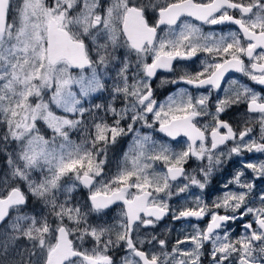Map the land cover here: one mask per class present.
<instances>
[{
  "label": "snow or ice",
  "instance_id": "6c2138e0",
  "mask_svg": "<svg viewBox=\"0 0 264 264\" xmlns=\"http://www.w3.org/2000/svg\"><path fill=\"white\" fill-rule=\"evenodd\" d=\"M13 3L0 0V123L6 126L0 141L17 143L19 151L15 159L8 154L10 179L0 181V256L7 257L0 264H114L108 252L120 243L127 253L121 264H201L208 244L210 264H264V189L253 195L255 181L264 179V161L244 163L211 205L202 196L190 201L193 207L182 205L179 210L168 203L193 187L206 188L222 164L221 146L228 142L234 145L229 158L264 153V95L237 80L226 81V74L235 71L264 86V0H155L147 5L110 0L107 7L103 0H19L15 8ZM149 10L156 14L155 23L147 19ZM228 25L238 30L204 31V26ZM120 48L125 50L123 58L115 54ZM201 53V71L162 83L182 82L207 94L193 96L185 87L156 100L151 81L158 71L171 72L174 61ZM110 65H118L112 99L122 97L123 107L108 103L86 108L88 97L106 89ZM225 82L224 98L216 100L212 111V94ZM240 103H246L249 114H257L259 137L252 136L251 127L237 132L220 119ZM101 109L111 114V124L94 114ZM86 116L91 117L89 124ZM206 117L211 121L200 124ZM137 125L176 143L184 137V146L177 151ZM81 128L77 143L71 134ZM130 134L128 150L109 175V147ZM191 158L207 160L199 169L203 180L186 172ZM158 162L165 170H156ZM248 170L251 180L244 179ZM33 172L41 174L38 180ZM66 177L72 183L62 184ZM181 179L185 183L173 191ZM78 185L89 190L87 212L79 205L66 206ZM229 185L238 190H229ZM61 194L64 202H58ZM30 196L51 209L54 224L47 216L38 220L23 212ZM257 200L259 206H252ZM117 202L123 210L116 223L88 224L89 214H105ZM11 212L17 215L11 217ZM169 214L173 221L195 218L208 223L203 229L194 225L171 251L167 240L155 235L133 238L138 229L154 228ZM246 216L252 219L232 240L231 224ZM73 236L80 241L90 237L95 247L81 250ZM21 239L31 247H19ZM184 244L190 247L184 249Z\"/></svg>",
  "mask_w": 264,
  "mask_h": 264
},
{
  "label": "flooded vegetation",
  "instance_id": "af4514ba",
  "mask_svg": "<svg viewBox=\"0 0 264 264\" xmlns=\"http://www.w3.org/2000/svg\"><path fill=\"white\" fill-rule=\"evenodd\" d=\"M137 2L147 5L149 3H154L155 0H137ZM244 2H247V0H244ZM108 3H110V0H103L104 7H107ZM232 14L239 16L238 12H233ZM147 19L149 20L150 23H155V20L157 19L156 14L153 11L149 10L147 12ZM210 30H215L217 32H221V31L227 32L230 30H238V28L232 25L213 26V27L204 26L205 32H208ZM124 53L125 50L123 48H120L116 51L115 54L123 58ZM204 59H205V54L201 53L198 54V58L194 57L191 60L174 61L173 71L171 72H166L164 70L158 71L156 77H154L151 81V87L153 89L154 98L158 101H164L169 95L175 93L179 88H185V87L189 89V91L192 93L193 96H198L201 93L207 94L206 89L204 88L197 90L182 82L178 84H171L167 82L162 83V81H171L174 79H178L180 76L185 75L186 73L195 74L196 72L201 71L202 70L201 61ZM132 60L133 62L135 61L134 56L132 57ZM148 62L149 63L151 62L150 58ZM245 63L246 64L248 63L246 58H245ZM117 70H118V65L109 66V69L104 77V80L106 82V89L102 92L94 93L92 96L88 97L86 103L84 104L86 108H89L95 104L106 105L108 103H114V105L117 108L123 107L122 97H117L114 102L112 99V86L115 82H117L115 80ZM229 80H237L239 81V83L253 87L255 91L261 93V95H264V86L255 84L254 82L250 81L247 77H245L242 73L231 71L230 73L226 74V81ZM227 87L228 84L225 82L223 83V87L221 90L213 92L211 103L209 105L210 110L214 111L212 105L215 104L217 99L224 98L225 94L223 88H227ZM100 117H104V119L109 124L112 123L111 114L105 115L103 109L100 110ZM211 119H212L211 117L203 118L200 120V124L209 123ZM220 119L228 122L237 132L243 130L245 127H251L253 128L252 136H254V133H256L258 137L260 135L259 125L258 123L255 122L257 119V114H249L247 111L246 103L232 105L223 114H221ZM149 120H151V116L149 117ZM126 123L127 122H125L124 125L122 126H126ZM137 127L140 128L141 132L151 133L154 139L157 141L170 143L173 149L177 151L181 150L184 146V140L186 139L184 137L177 138L179 143H176L173 142L171 138L167 137L163 133H159L158 131H153L152 129H146L141 125H137ZM83 132L84 129L82 130L81 128L79 134L76 133L75 136H77L79 140H81L82 137L80 136L83 134ZM131 139H132L131 134L125 137H120L117 139V142L114 145H111L109 147L108 149L109 163L105 169V171L108 172L109 175L115 173L117 164L123 157L124 153L128 150V146L131 142ZM233 146L234 145L232 142H228L226 147L221 146L220 151L224 153V156L222 157V164L216 170H214L213 174L208 178V183L205 189L200 190L197 187H193L189 189L188 193L181 194L179 197L173 196L168 201L170 206L178 210L181 208L182 205L187 207H193L194 205L190 201L195 196H202L205 202L211 205L212 200H214L218 196L223 195V192L226 190L224 188V185L227 184L228 181L233 178V174L236 171L240 170L244 163H251L254 162V159L264 157L263 156L264 154L244 152L240 156L233 155L229 158V156L227 155L228 149ZM206 165H207L206 159L204 161H198L195 158H191L188 161V163L185 165V169L186 172L190 174H194L198 179L203 180V176L199 173V169L205 167ZM156 170L157 171L165 170L164 165L158 162L156 164ZM252 176L253 174L251 170H248L246 172V177L252 179ZM62 181L64 182L63 184L72 183V180L68 177L64 178ZM183 183H185L183 179L179 180L177 186L173 188V191H176L177 187L182 186ZM255 188H256V192H254L253 195H256V193L259 192L261 189H264V185L258 182L256 183ZM229 190L237 191L238 189L237 186L235 185H229ZM88 196H89V190L87 188H84L82 185H78L75 188V190L70 194V198L68 199L67 205L72 207L79 205L81 211L87 212L90 207ZM64 200H65V196L62 194V196L58 198V202H64ZM29 203L30 200L28 199V204ZM258 204L259 201L257 200L256 204L252 206L258 207ZM122 210H123L122 203L117 202L116 204L111 206L109 210H106L105 214H89L87 218L88 224L92 226L112 225L119 220ZM50 216L51 218L54 217L53 215ZM251 219H252L251 216H246L244 217L243 220H238L235 223L231 224L230 228H231L232 240H237L242 235L244 231L242 225L246 221H249ZM48 220L50 222L51 219ZM65 222L68 223L67 221ZM50 223L54 224L55 218L54 221L53 222L51 221ZM207 223H208V219H203L198 221L195 218L173 221L172 215L169 214L165 216L161 221L157 222L154 228L150 227L147 230L143 228L138 229L136 233H133V238L135 240H138L145 237L150 238L152 235H155L161 239H166L168 242V251H171L172 246L176 243L177 240H183L186 235L192 233L194 225H198L201 229H203L205 228ZM72 226L73 225L69 223V227ZM253 227H255V225H253ZM116 231L117 230L114 229L113 232L111 233V238L113 240H115L116 238ZM71 238H73L74 241L81 247V250L91 251V249L95 247V244L90 237L86 236L83 241L77 240L75 236ZM143 247H149V246L144 245ZM181 247L187 249L188 247H190V244H184ZM210 248H211L210 244L205 246V249L203 251V256L201 258V264H210V255H209ZM126 254L127 253L123 243H120L119 245L112 247L108 252V255L112 257L114 264H121L122 258Z\"/></svg>",
  "mask_w": 264,
  "mask_h": 264
},
{
  "label": "rangeland",
  "instance_id": "374dc122",
  "mask_svg": "<svg viewBox=\"0 0 264 264\" xmlns=\"http://www.w3.org/2000/svg\"><path fill=\"white\" fill-rule=\"evenodd\" d=\"M19 0H14V3H13V7L15 8L16 6V3H18ZM11 19H12V16L10 15L9 16V21L11 22ZM93 101V100H92ZM35 102V101H33ZM92 107V106H91ZM56 111V113L58 115H62V111L59 110V109H54ZM96 116L100 117V111L98 112H95L94 113ZM91 121V117L90 116H86L85 117V123L86 124H89ZM89 122V123H88ZM38 127H40L42 130L46 128V125L43 124V122H41ZM6 130V126L2 123H0V136H2L4 134ZM83 130V128H82ZM80 131V130H79ZM79 131H76V132H73L71 134V139L76 141L77 143L80 141L79 138L76 135V133L79 134ZM47 135L48 136H51V130H47ZM83 134L80 136L82 137ZM254 137H258V135L256 133H254ZM19 151V148H18V145L17 143L15 142H10L9 144L7 145H4V143L2 141H0V181H3L4 179H10V173H11V169L9 168L8 164H7V158H8V154H13V158L15 159V153H17ZM260 154H264V153H260ZM264 156V155H263ZM259 161H264V157L263 158H258V159H254V162H259ZM40 173L38 172H33L32 176H33V179H39L40 178ZM244 179L246 180H251L249 178L244 177ZM66 182V181H65ZM260 183L262 185H264V179H257L255 181V185L256 183ZM15 184H20L21 187H26L25 185H23L20 181H15L14 182ZM61 183L63 184L64 182L61 181ZM61 195L58 196L61 197ZM29 200H30V203L23 209V212L29 214V215H35L37 217V219L39 220L41 217H44V216H47L48 219H51L50 222L54 221V218L55 217H52L50 216V211L51 209L48 208V207H45L44 206V203L43 201H39L37 200L35 197H29ZM69 206V205H67ZM259 206V204H258ZM69 207H72V206H69ZM11 217H15L17 215L16 212H11L10 213ZM17 245L19 247H31V244L30 242L26 241V240H19L17 241ZM0 260H7V257H4V256H0Z\"/></svg>",
  "mask_w": 264,
  "mask_h": 264
}]
</instances>
